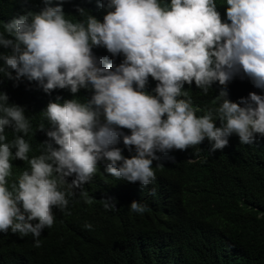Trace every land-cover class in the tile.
Instances as JSON below:
<instances>
[{
	"label": "clouds",
	"instance_id": "1",
	"mask_svg": "<svg viewBox=\"0 0 264 264\" xmlns=\"http://www.w3.org/2000/svg\"><path fill=\"white\" fill-rule=\"evenodd\" d=\"M220 3L223 19L217 0H96L105 10L98 19L79 4L73 15L40 0L38 10L0 20V75L13 86L23 78L46 94L90 91L56 94L38 114L25 115L0 90V232L30 234L38 247L54 208L67 214L70 197L92 203L85 182L100 171L98 162L107 176L144 187L155 180L158 153L205 138L211 152L232 134L241 144L264 137V0ZM94 47L108 53L97 56ZM149 76L156 83L146 90ZM193 82L201 93L196 105L184 88ZM35 130L46 138L29 155ZM12 158L27 166L9 180ZM100 203L116 209L113 197ZM127 207L147 210L136 199Z\"/></svg>",
	"mask_w": 264,
	"mask_h": 264
},
{
	"label": "trees",
	"instance_id": "2",
	"mask_svg": "<svg viewBox=\"0 0 264 264\" xmlns=\"http://www.w3.org/2000/svg\"><path fill=\"white\" fill-rule=\"evenodd\" d=\"M220 2L216 6L223 19L226 6ZM50 3H62L65 13L73 15V5L79 4L98 19L105 11L97 8L96 0ZM39 5L40 0H0V20L25 8L38 10ZM0 51L5 49L0 46ZM100 51L108 53L103 47L93 48L97 56ZM155 83L149 76L146 90ZM184 88L193 104H200L194 82ZM0 90L8 94L9 102L24 105L25 115L38 114L56 94L62 99L90 95L83 88L76 94L60 88L46 94L35 81L22 78L13 86L2 75ZM214 123L218 126L219 120ZM6 131L10 139L11 130ZM45 138L43 131H34L29 155L36 154L35 144ZM117 146L124 155L131 154L122 142ZM209 147L205 138L184 150L158 153L159 160L152 161L155 180L144 187L107 176L98 162L100 171L85 182L92 203L70 197L67 214L54 208V223L42 229L38 247L30 234L0 232V264H264V137L241 144L232 134L222 149L209 152ZM10 164L9 180L27 166L19 158ZM103 197L115 198L116 209H104ZM133 199L147 204L143 214L128 210ZM85 221L93 225L91 230L82 227Z\"/></svg>",
	"mask_w": 264,
	"mask_h": 264
}]
</instances>
